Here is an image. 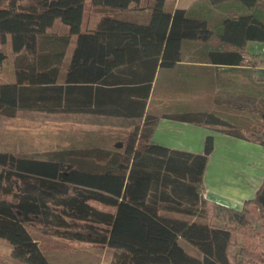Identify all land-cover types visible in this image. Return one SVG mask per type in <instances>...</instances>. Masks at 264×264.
<instances>
[{"label":"trees","instance_id":"1","mask_svg":"<svg viewBox=\"0 0 264 264\" xmlns=\"http://www.w3.org/2000/svg\"><path fill=\"white\" fill-rule=\"evenodd\" d=\"M140 1L91 0V5L138 10ZM168 1L175 0L152 1L147 24L106 18L100 33L98 27L82 31L85 0H0V43L8 38L16 56L13 80L0 83V119L30 111L106 113L131 120L118 126L127 127L128 137L113 149L62 148L35 156L0 151V239L10 244L12 258L50 264L29 231L36 224L45 234L114 250L113 264H232L230 225H247L250 205L264 210V182L240 210L210 202L218 210L212 216L222 224L210 223L202 191L213 136L205 138L202 154L149 141L156 120L145 107L155 70L180 60L182 41L206 42L213 36L205 21L188 18ZM237 1L248 8L258 3ZM56 21L68 31L51 33ZM73 36L75 49L64 71ZM216 38L233 50L211 51L210 61L239 67L249 54L247 42L264 43V19L254 14L227 18ZM253 55L262 58V53ZM6 58L0 49V66ZM104 95L108 103L102 102ZM252 102L238 108H252ZM171 117L264 146V129L253 128L251 115L240 121L213 111ZM260 122L264 125V113ZM90 202L120 212L102 211Z\"/></svg>","mask_w":264,"mask_h":264},{"label":"crops","instance_id":"2","mask_svg":"<svg viewBox=\"0 0 264 264\" xmlns=\"http://www.w3.org/2000/svg\"><path fill=\"white\" fill-rule=\"evenodd\" d=\"M152 1L141 0L138 10H116L91 5L94 11L86 22L84 10L82 31L96 29L103 18L147 24L151 18V11L148 7ZM167 4L174 9H184L190 19L205 21L213 31V36L206 42L182 41L180 60L170 68L159 67L155 70L145 107V114L156 120L149 141L171 150L202 154L205 138L209 135L213 136L214 148L208 156L204 169L202 194L209 202L240 210L244 202L252 199L264 182V146L209 127L180 121L171 116L188 112L211 111L203 108L205 101L212 98L215 107L217 106L216 101H218L223 102L224 108H228L230 105L227 103L235 100V94L231 95L230 90L236 86L237 80L239 84L241 82L245 84L246 81L248 84L250 83V79L244 75L239 74V79L236 77L237 69H246L247 66L243 64L239 67L215 64L210 61L208 54L214 50H233L217 41L216 36L221 31L223 21L227 18L250 14L264 19V8L260 7V5H264V0H258L254 8H248L237 0H229L216 5L210 4L208 0H175L168 1ZM120 12L124 14L123 19L115 16ZM49 31L51 33H66L68 29L56 21ZM103 37L101 36V38ZM75 45L76 37L73 36L66 50L63 63L64 71L71 59ZM146 71L149 72V64ZM104 88L110 87L105 86ZM105 98L104 95L102 102L108 103V97L106 100ZM240 99L245 102L250 97L248 98L243 91ZM199 104L203 105L202 109L196 108ZM68 116L90 118L91 124L100 126L101 129L104 127L117 128L121 124L131 122L129 119H121L123 117L106 113H83Z\"/></svg>","mask_w":264,"mask_h":264},{"label":"rangeland","instance_id":"3","mask_svg":"<svg viewBox=\"0 0 264 264\" xmlns=\"http://www.w3.org/2000/svg\"><path fill=\"white\" fill-rule=\"evenodd\" d=\"M85 22L94 11L90 0H85ZM264 8V5H260ZM119 14V15H117ZM115 16L124 18L122 12ZM108 20L101 19L98 30L104 33ZM59 24V23H56ZM0 49L6 53V61L0 66V83L9 82L14 78L16 67V56L13 54L9 40L4 44L0 43ZM243 65L246 69H237L236 77L240 75L250 79L245 84H239L237 80L230 93L235 100L228 108L222 104L215 107L212 99L205 101V110H211L220 116L227 117L234 121H240L243 117L251 115L253 128L264 129L260 122V115L264 113V43L247 42ZM245 51V53H246ZM262 53L260 55H253ZM249 90V92H248ZM245 91L246 96L253 99V107L238 108L242 102L241 94ZM250 93V94H249ZM258 99V101L256 100ZM256 101V102H255ZM185 103V102H183ZM193 105H195L193 103ZM203 105L196 106L202 109ZM195 108V107H194ZM92 120L83 116H68L59 114H45L39 112L22 111L12 119H0V151L13 152L19 155L35 156L47 150L69 148L72 150H83L94 147L113 149L116 143L127 139V127H104L93 126ZM125 128V129H124ZM100 129L102 131H100ZM130 129V128H128ZM124 143V142H123ZM208 214L206 221L215 224H222L212 214L218 212L211 206L207 199ZM90 204L99 210L117 215L120 208L106 207L96 202ZM248 223L239 227L230 225L232 239L229 246V256L232 264H264V210L255 206L248 207ZM32 237L38 242L44 255L50 264H113L115 251L104 245L81 243L60 239L48 234L36 224L29 226ZM11 246L0 239V264H24L10 255Z\"/></svg>","mask_w":264,"mask_h":264},{"label":"built area","instance_id":"4","mask_svg":"<svg viewBox=\"0 0 264 264\" xmlns=\"http://www.w3.org/2000/svg\"><path fill=\"white\" fill-rule=\"evenodd\" d=\"M203 197L206 199L205 195L203 194Z\"/></svg>","mask_w":264,"mask_h":264}]
</instances>
